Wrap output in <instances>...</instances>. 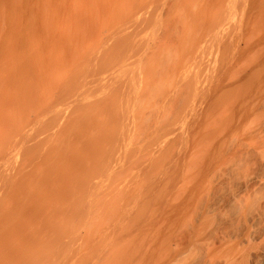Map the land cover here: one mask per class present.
<instances>
[{
  "label": "bare ground",
  "instance_id": "bare-ground-1",
  "mask_svg": "<svg viewBox=\"0 0 264 264\" xmlns=\"http://www.w3.org/2000/svg\"><path fill=\"white\" fill-rule=\"evenodd\" d=\"M0 264H264V0H0Z\"/></svg>",
  "mask_w": 264,
  "mask_h": 264
}]
</instances>
